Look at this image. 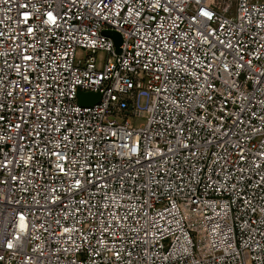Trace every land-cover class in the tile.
I'll return each mask as SVG.
<instances>
[{
  "label": "built area",
  "instance_id": "1",
  "mask_svg": "<svg viewBox=\"0 0 264 264\" xmlns=\"http://www.w3.org/2000/svg\"><path fill=\"white\" fill-rule=\"evenodd\" d=\"M0 264H264V0H0Z\"/></svg>",
  "mask_w": 264,
  "mask_h": 264
},
{
  "label": "water",
  "instance_id": "2",
  "mask_svg": "<svg viewBox=\"0 0 264 264\" xmlns=\"http://www.w3.org/2000/svg\"><path fill=\"white\" fill-rule=\"evenodd\" d=\"M104 35L111 38V40L114 43L115 51H118V45L120 43V38L117 33L111 32V31H105L103 32ZM100 99V95L98 93H77V101L80 106L90 107L94 104H96Z\"/></svg>",
  "mask_w": 264,
  "mask_h": 264
},
{
  "label": "rangeland",
  "instance_id": "3",
  "mask_svg": "<svg viewBox=\"0 0 264 264\" xmlns=\"http://www.w3.org/2000/svg\"><path fill=\"white\" fill-rule=\"evenodd\" d=\"M96 55H97V58L102 57V60L104 59V53L97 52ZM83 57H84V53L82 51H78V58H83ZM140 122H141L140 119H134V120H132V123L133 124L140 123Z\"/></svg>",
  "mask_w": 264,
  "mask_h": 264
}]
</instances>
